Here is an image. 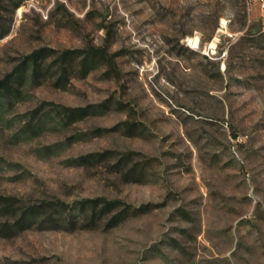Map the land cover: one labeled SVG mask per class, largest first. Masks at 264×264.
Returning a JSON list of instances; mask_svg holds the SVG:
<instances>
[{
	"label": "rangeland",
	"instance_id": "1",
	"mask_svg": "<svg viewBox=\"0 0 264 264\" xmlns=\"http://www.w3.org/2000/svg\"><path fill=\"white\" fill-rule=\"evenodd\" d=\"M0 264H264V9L0 0Z\"/></svg>",
	"mask_w": 264,
	"mask_h": 264
},
{
	"label": "trees",
	"instance_id": "2",
	"mask_svg": "<svg viewBox=\"0 0 264 264\" xmlns=\"http://www.w3.org/2000/svg\"><path fill=\"white\" fill-rule=\"evenodd\" d=\"M46 52H55L54 50L52 51H48L47 49H42V50H38L36 52H34L29 58L32 59L33 61H37L39 58H46L48 55H46ZM82 53V51H67L64 53V57L67 56L68 54H72V55H80ZM69 112H72V114H70V116H74L73 114L76 112H85L86 109H68Z\"/></svg>",
	"mask_w": 264,
	"mask_h": 264
},
{
	"label": "built area",
	"instance_id": "3",
	"mask_svg": "<svg viewBox=\"0 0 264 264\" xmlns=\"http://www.w3.org/2000/svg\"><path fill=\"white\" fill-rule=\"evenodd\" d=\"M253 3L258 4L262 9H264V0H251Z\"/></svg>",
	"mask_w": 264,
	"mask_h": 264
},
{
	"label": "bare ground",
	"instance_id": "4",
	"mask_svg": "<svg viewBox=\"0 0 264 264\" xmlns=\"http://www.w3.org/2000/svg\"><path fill=\"white\" fill-rule=\"evenodd\" d=\"M197 44V40H191ZM211 47H214V43L211 44Z\"/></svg>",
	"mask_w": 264,
	"mask_h": 264
}]
</instances>
